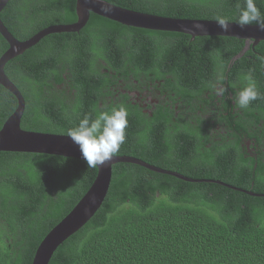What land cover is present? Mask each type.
Returning a JSON list of instances; mask_svg holds the SVG:
<instances>
[{"label": "trees", "instance_id": "obj_1", "mask_svg": "<svg viewBox=\"0 0 264 264\" xmlns=\"http://www.w3.org/2000/svg\"><path fill=\"white\" fill-rule=\"evenodd\" d=\"M106 1L151 14L231 22L245 3ZM255 4L264 17V0ZM1 18L26 40L48 26L75 22L76 0H9ZM245 44L234 36L192 39L91 13L80 32L50 34L6 64L25 97L23 129L66 135L84 116L123 106L128 127L116 155L197 180L114 164L105 201L49 264H264V123L236 121L235 128L224 117L231 99L209 87L222 76L227 93L250 73L261 88L264 40L246 50ZM8 47L0 34V57ZM17 103L0 84V129ZM97 172L73 157L0 151V264H32L38 245Z\"/></svg>", "mask_w": 264, "mask_h": 264}, {"label": "water", "instance_id": "obj_2", "mask_svg": "<svg viewBox=\"0 0 264 264\" xmlns=\"http://www.w3.org/2000/svg\"><path fill=\"white\" fill-rule=\"evenodd\" d=\"M8 2L9 0H0V34L9 46L0 57V84L16 97L18 103L15 111L6 119L0 129V151L52 154L83 160L78 147L65 134L31 131L22 128L21 121L26 107L25 97L6 74L5 66L10 60L22 55L50 34L80 32L88 23L91 13L128 26L185 33L191 35L192 39L207 35L234 36L245 39L244 50L248 49L251 43L256 45L264 40V30H260L256 24L241 27L237 22L228 21V30L224 31L219 27L217 20L151 14L121 7L106 0H76L77 20L75 22L54 24L40 30L26 40H20L10 32L1 18V11ZM196 25L201 27L196 28ZM239 56L241 55H237L236 58ZM119 162L138 164L186 181L197 182L196 179L177 171L161 169L137 157L115 155L110 162L97 167L98 172L90 188L74 208L43 238L35 251L32 264H49L58 247L94 216L109 192L113 165ZM202 181L213 180L205 179Z\"/></svg>", "mask_w": 264, "mask_h": 264}, {"label": "clouds", "instance_id": "obj_3", "mask_svg": "<svg viewBox=\"0 0 264 264\" xmlns=\"http://www.w3.org/2000/svg\"><path fill=\"white\" fill-rule=\"evenodd\" d=\"M217 23L222 30H228L229 22L224 18L219 17ZM237 24L241 27L256 24L260 30H264V17H261L255 0H245L244 6L239 9ZM222 79V76L218 77L209 84L218 95L224 91L220 84ZM241 81L243 86L235 93L234 104L240 109H247L252 101L260 97V93L250 73L242 74ZM127 127L128 111L119 106L113 107L111 111H101L95 118L84 116L78 124L67 130L66 136L78 147L86 165L95 168L110 162L119 152L126 140Z\"/></svg>", "mask_w": 264, "mask_h": 264}, {"label": "flooded vegetation", "instance_id": "obj_4", "mask_svg": "<svg viewBox=\"0 0 264 264\" xmlns=\"http://www.w3.org/2000/svg\"><path fill=\"white\" fill-rule=\"evenodd\" d=\"M250 57H252V56H250ZM254 58L256 61H259V59H257L256 57H254ZM263 68H264V66H263ZM221 86L223 87L224 91L227 90V86H224L223 84H221ZM241 87L242 86L238 85L235 87V90L231 89V90L227 91V93L226 92L224 93V91H223V94L218 95L220 99L224 98V97H225V99H227V96H228V98H230L232 101V103H231L232 111L226 112L224 114V117L226 118L227 121H231V124H232V120H233L234 121V127L236 125V121H248V122H258L259 121V122L264 123V84L261 85V88L256 86L257 91L260 93V97L256 100L252 101L247 109H240L238 106H236L234 104L233 97L235 96V93L237 91H239V89ZM262 88H263V90H262L263 95L261 96V89ZM230 131H232V130H230ZM225 132H227V131H225ZM262 134L264 135V131H262ZM225 143L227 145H229L228 140H225ZM250 144H251V141L247 140V145L250 146ZM262 147H264V146H262Z\"/></svg>", "mask_w": 264, "mask_h": 264}]
</instances>
